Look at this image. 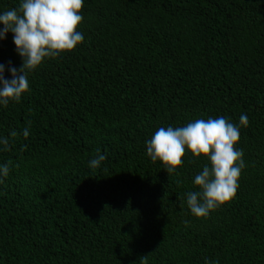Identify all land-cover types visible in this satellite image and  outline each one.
Returning <instances> with one entry per match:
<instances>
[{
	"label": "trees",
	"instance_id": "obj_1",
	"mask_svg": "<svg viewBox=\"0 0 264 264\" xmlns=\"http://www.w3.org/2000/svg\"><path fill=\"white\" fill-rule=\"evenodd\" d=\"M81 14L83 42L0 105V264H264V0H84ZM0 64L6 79L22 65L11 32ZM218 117L240 128L245 167L236 198L197 218L187 193L209 162L188 153L168 176L146 141Z\"/></svg>",
	"mask_w": 264,
	"mask_h": 264
},
{
	"label": "clouds",
	"instance_id": "obj_2",
	"mask_svg": "<svg viewBox=\"0 0 264 264\" xmlns=\"http://www.w3.org/2000/svg\"><path fill=\"white\" fill-rule=\"evenodd\" d=\"M83 8L84 0H21L18 9L0 14V25H3L0 40L11 32L16 51L22 58L19 70L10 68L11 79L5 78V66L0 64V105L19 103L22 95L30 92L31 72L39 69L46 59L74 51L83 42V34L78 31L84 19ZM239 124L247 127L248 117L242 114ZM10 135L15 138L18 133L13 130ZM28 135V128L23 129V136ZM239 140L240 128L224 117L196 119L185 126L160 127L146 141V151L153 163L161 162L168 176L180 175L177 169L184 167L188 153L209 162L195 175L194 185L198 190L187 193L191 213L197 218H207L236 198L245 167L243 151L236 147ZM0 144L3 150H9L8 138L0 136ZM106 158L97 149L89 167L99 169ZM0 173L7 177L9 165L0 166Z\"/></svg>",
	"mask_w": 264,
	"mask_h": 264
}]
</instances>
